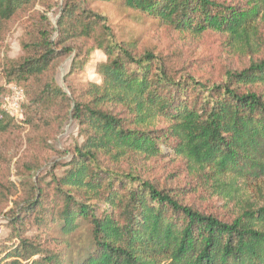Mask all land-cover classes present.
<instances>
[{"label": "trees", "instance_id": "obj_1", "mask_svg": "<svg viewBox=\"0 0 264 264\" xmlns=\"http://www.w3.org/2000/svg\"><path fill=\"white\" fill-rule=\"evenodd\" d=\"M90 1L66 0L55 24L39 14L24 54L0 60V135L18 125L1 109L16 84L38 135L30 143L52 149L69 119L83 138L48 176L25 180V196L6 212L0 264H264V0H122L183 36H226L247 64L220 80L120 39ZM35 3L0 0V49L9 22ZM95 50L106 57L96 65L100 81L72 84ZM69 56L68 92L55 71ZM29 156L32 174L42 153ZM162 157L181 160L198 187L162 185L140 170ZM193 192L217 200L204 207ZM30 226L41 233L28 236Z\"/></svg>", "mask_w": 264, "mask_h": 264}, {"label": "rangeland", "instance_id": "obj_2", "mask_svg": "<svg viewBox=\"0 0 264 264\" xmlns=\"http://www.w3.org/2000/svg\"><path fill=\"white\" fill-rule=\"evenodd\" d=\"M48 4H51L52 8ZM65 4L66 0H36L33 7L19 12L7 25V31L0 49V60L4 62L3 58L7 56L9 58L22 56L24 54L23 40L27 31L37 26L39 14L48 16L51 22L55 24ZM87 6L106 15L111 28L120 39L136 40L142 46L157 48L164 52L174 64H184L183 66L198 76L220 80L226 68H239L247 64V58L232 51L233 49L228 44L226 36L216 33L204 34L200 38L189 35L183 36L175 30H169L159 20L126 7L122 0L111 2L90 1ZM261 30L264 41V26L261 27ZM83 43L85 44L81 39L76 41V44ZM105 58L101 50H95L85 65L86 67L70 77L72 84H80L87 80L99 82L96 65ZM71 60L72 56L62 59L55 71L56 83L68 92L65 78ZM2 68L3 66H1L0 71H2ZM0 83L6 84L3 74L0 76ZM26 102H28V99H25L24 105L27 104ZM14 121L18 124L17 127L8 134L0 135V181L2 183L0 193V241L2 243L8 240L10 233V228L7 226L6 212L13 206L15 207L17 202L25 196V180L38 174L48 176L52 162L64 158L67 160L69 154L66 152L64 154V151H67L74 141L83 140L78 135L77 123L69 119L62 131L55 138L49 140V144L53 146L52 149L45 148L43 150L37 144L29 141L30 138L32 140L36 139L37 134L31 135V130L26 125V114L24 120ZM33 149L42 153V167L32 174H28L24 172V165L32 161L29 155ZM186 169L187 167L183 165L181 160L172 159L171 157L157 158L140 167V170L146 176L154 178L162 185L174 188L185 187L188 190L198 187V179L189 174ZM58 172L60 173V171ZM3 195H6V197ZM191 196L194 202L204 207H209L217 200L206 199L197 192H193ZM40 233L41 231L34 226H30L26 231L28 236H35ZM79 236H74V241L77 242ZM83 236H86V232Z\"/></svg>", "mask_w": 264, "mask_h": 264}, {"label": "built area", "instance_id": "obj_3", "mask_svg": "<svg viewBox=\"0 0 264 264\" xmlns=\"http://www.w3.org/2000/svg\"><path fill=\"white\" fill-rule=\"evenodd\" d=\"M25 92L16 84L7 85V92L1 98L2 109L16 120H24Z\"/></svg>", "mask_w": 264, "mask_h": 264}]
</instances>
